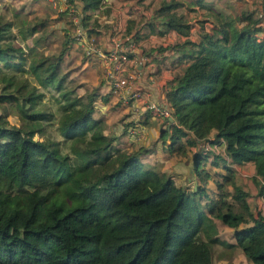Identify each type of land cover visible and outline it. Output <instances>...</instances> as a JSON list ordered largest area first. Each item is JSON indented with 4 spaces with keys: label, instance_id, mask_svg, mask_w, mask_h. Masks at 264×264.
Masks as SVG:
<instances>
[{
    "label": "trees",
    "instance_id": "16d2710c",
    "mask_svg": "<svg viewBox=\"0 0 264 264\" xmlns=\"http://www.w3.org/2000/svg\"><path fill=\"white\" fill-rule=\"evenodd\" d=\"M68 1L81 2L76 27L89 42L107 27L89 21L102 0ZM183 5L160 0L162 27L148 21V33L188 35L190 24L177 11ZM13 17L0 15V264H213L215 246L239 248L248 264H264V216L254 213L225 158L211 161L222 173L197 153L198 182L189 189L141 160L155 149L116 146L104 120L93 116L95 94H79L63 68L77 32L64 30L56 51H45L53 34L43 29L46 18L19 9ZM214 19L167 92L174 120L160 139L169 153L186 155L183 137L196 145L215 131L211 143L221 140L231 163L254 165L264 196V26L246 9L221 10ZM134 26L129 20L120 35L132 44L141 30ZM10 108L18 123L7 119ZM51 126L67 152L47 135ZM217 220L233 229L234 241L220 237Z\"/></svg>",
    "mask_w": 264,
    "mask_h": 264
},
{
    "label": "crops",
    "instance_id": "0c3cea01",
    "mask_svg": "<svg viewBox=\"0 0 264 264\" xmlns=\"http://www.w3.org/2000/svg\"><path fill=\"white\" fill-rule=\"evenodd\" d=\"M26 1L29 2V8L32 9L31 14L46 18L45 26H43L46 32L53 33L58 30L62 33L63 38L64 30H72L76 24L80 23L79 13L82 4L79 1H75V5L70 7H66L61 0H56V2L49 0ZM182 1L184 5L177 8V11L183 13L190 24L188 35L179 34L174 30H169L162 35L148 33V29L145 27L148 21L154 22L156 30L162 27L160 18L156 16L159 0H102L100 7L91 13L89 19L90 23L97 20V22L107 25L106 29L101 28L99 32L91 33L94 45L100 48V51L90 49L89 46L92 44L89 43L84 32L80 35L77 33L69 44L63 65H67L66 70H69L70 75L78 83L76 90L79 94L91 92L95 94L93 116L104 120L103 131L105 134H115L113 136L115 137L114 142L117 143L116 146L131 149L133 144H141L146 145L147 148L155 149L143 154L141 160L154 164L166 174L169 172V177L178 184L191 189L198 182L194 167V158L197 153L206 154L205 160H203L206 168L224 172L222 167L211 165V161L215 157L210 153L212 147L207 149L209 146L207 142H210L219 152V154L215 153L225 158L227 164L236 170L237 183L249 191L248 201L251 203L254 213L259 212L264 216V196L258 194V187L253 182L252 177L255 169L251 162L231 163L225 152V147L223 151L220 149L221 145L224 146L221 140L211 143L215 131H211L207 142L201 141L196 145H188L186 155L169 153L163 147L160 139L162 129H169V124L151 114L147 109L151 102L171 109L167 92L173 85L175 76L182 73L185 65L196 53L199 39L215 20V12L233 11L232 9H234L235 13H240L244 9L255 10L256 7L260 9L264 0H202L200 5H190L189 2L192 0ZM129 20L135 21L133 30H136V27L141 29L140 38L133 44V54L127 61L109 59L107 53L113 47V39L125 40L126 37L121 38L120 35ZM131 39L128 37V40L122 41V44L132 43ZM187 39L191 42L184 44ZM57 48L51 51L55 52ZM131 75L132 77H130ZM115 77L124 79L129 77L128 80L139 91L138 98L126 100L122 96L125 94L124 90L115 91L112 86V79ZM242 167H247L244 175L253 182L256 187L254 190H248L245 187L246 181H243L237 173L242 171ZM207 185V192L212 195L214 184L209 181ZM255 203L257 205L263 203L262 208L259 205L256 208Z\"/></svg>",
    "mask_w": 264,
    "mask_h": 264
},
{
    "label": "rangeland",
    "instance_id": "374dc122",
    "mask_svg": "<svg viewBox=\"0 0 264 264\" xmlns=\"http://www.w3.org/2000/svg\"><path fill=\"white\" fill-rule=\"evenodd\" d=\"M160 1V0H159ZM19 9L21 11H23V13H28L29 12V16H32L33 14H31L30 12H32L29 8V2L26 0H0V15L5 16V18H9V19H13L15 20V17H13V13L14 10ZM262 9L264 10V2L261 3L260 5V9H256L253 10L255 16L260 17V22L262 24V26H264V14H260L259 12L262 11ZM233 11L230 10L231 13L235 14L234 9H232ZM36 15V14H34ZM38 16V15H37ZM17 21V19H16ZM13 31H16L15 29ZM71 31L76 32V27L73 28ZM264 31V29H263ZM258 36H262L263 32H259L257 33ZM62 33L58 30H56V32H53V35H51L48 45L49 47H47L45 49V51H49V50H55L56 47L60 46V42L62 41ZM95 46V45H94ZM96 47V46H95ZM66 64L65 66L63 65V68L66 69ZM72 66V65H71ZM47 95H50L49 92H46ZM52 108L55 112V117L59 114L57 111V107L56 105H54L52 103ZM0 112H1V107H0ZM158 118V117H157ZM7 119L11 122V123H18V116L15 114V111L13 109L10 108V113L7 115ZM47 135L53 139H60L61 143H60V149L63 152H67L68 151V146H67V142H65L64 140H62V136H60L57 132V130L54 128V126H51L48 128V133ZM115 134H112L111 136H113ZM187 137L185 136L182 138L183 144L185 145V149L188 146L187 145ZM209 138H207V140L205 139L204 141H208ZM115 145L117 143L113 142ZM207 144L209 145L207 149H209V147L211 146L212 149L210 150V153L213 154H219V152L216 150V148L213 147V145L210 144V142H207ZM134 146H132L131 149H136L138 146V144H133ZM146 146V145H145ZM221 151L224 150V146L221 145L220 147ZM207 151V150H206ZM216 152V153H215ZM206 156V154H205ZM203 159L201 158V163H203ZM209 165V164H208ZM247 171V167H242V171H238L237 173H239V175L242 177L243 181H246L245 187L248 190H254L256 187L254 186L253 182L250 181L249 177H246L244 175V173ZM172 172H174L172 170ZM169 174V172H168ZM167 174V175H168ZM169 176V175H168ZM258 201V200H256ZM253 202V201H252ZM255 202V199H254ZM256 205V208L257 205ZM261 208L263 206V203L259 205ZM217 227H218V231L220 234V237L225 239L226 241H234V237H233V229L230 227H227L225 225H223L220 221L217 220ZM215 255L213 256V264H218L219 262H226L227 264H248L247 260L244 258V256L242 255L241 251L239 248H227V247H222V246H215Z\"/></svg>",
    "mask_w": 264,
    "mask_h": 264
},
{
    "label": "built area",
    "instance_id": "2783aa9c",
    "mask_svg": "<svg viewBox=\"0 0 264 264\" xmlns=\"http://www.w3.org/2000/svg\"><path fill=\"white\" fill-rule=\"evenodd\" d=\"M56 2V0H49ZM65 3L66 7H70L71 4L68 0H61ZM77 26V24H76ZM76 32L81 33L79 27H76ZM125 40H128V37L125 38ZM122 43L121 40H115L113 39V47L107 53L109 59H117L118 61H127L130 56L127 55V53H133L134 52V45L130 42L124 44L123 46H120L119 43ZM92 45L89 46L90 49L96 50L97 52L100 51V48L94 46V41L93 38H91V41L89 42ZM132 77V75L130 76ZM129 77L127 78H119L115 77L112 79V86L113 89L117 92H120V90H124L125 94H122L123 98L128 100V99H136L138 98L139 91L136 88L134 84L131 83L130 80H128ZM147 109L150 111L151 114H153L156 117H159L164 121L165 123H169V117L171 116L170 109L167 107H164L163 105L156 103V102H151L148 104Z\"/></svg>",
    "mask_w": 264,
    "mask_h": 264
},
{
    "label": "water",
    "instance_id": "95a60500",
    "mask_svg": "<svg viewBox=\"0 0 264 264\" xmlns=\"http://www.w3.org/2000/svg\"><path fill=\"white\" fill-rule=\"evenodd\" d=\"M122 41H125V40L122 39ZM130 41H132V39ZM168 119H169L170 122H173V120H174L172 116H170Z\"/></svg>",
    "mask_w": 264,
    "mask_h": 264
}]
</instances>
